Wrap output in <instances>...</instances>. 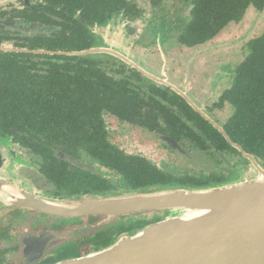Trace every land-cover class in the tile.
Masks as SVG:
<instances>
[{"label": "flooded vegetation", "instance_id": "flooded-vegetation-1", "mask_svg": "<svg viewBox=\"0 0 264 264\" xmlns=\"http://www.w3.org/2000/svg\"><path fill=\"white\" fill-rule=\"evenodd\" d=\"M194 1L125 0L127 7L124 10L108 16L104 25L96 23L90 28V32L99 42L97 46L93 44L87 50L107 49V46H103L106 43L103 33L107 32L111 36L117 30L122 33L123 44H131L130 48L133 51L158 59L159 65L153 66V69H158L159 75L152 74L146 69L145 71L157 79L170 83L167 79L168 74L163 70L167 62H169V70L171 63H176L178 55L186 56L191 50L205 46L192 47L181 42L186 27L192 19ZM53 7L54 4L50 0H0V48L23 50L26 48L16 46L25 44V38L29 40L44 36L49 38L52 32L59 28L53 25L51 20L58 23L66 21L56 17L55 14H68L62 7L55 9ZM75 14L78 16L80 12L76 11ZM165 44L173 45L174 49H167L165 53L163 48ZM29 51L49 52L43 49ZM3 53L27 54L0 51V56ZM30 55L95 56L100 63H112L113 69H122L127 74L133 71L132 81L136 85L128 86L131 92L125 96L127 103L135 106L132 102L133 94H136L139 100L150 97L160 98L154 91L167 90L170 93L168 97H171L166 103L169 111L167 110L163 115L139 102L138 106H142L143 109L140 108L137 114L133 113L132 121H120L104 108L106 104H83L81 99H77L72 107L79 111V117L80 115L86 117L79 119L85 124L79 123L77 127L79 137L76 139L75 149L54 151L53 158L60 163L56 169H42L44 158L34 153L32 139L11 125L3 127L0 119V176H6L9 180L42 196L75 198L83 194L90 196L115 194L123 188L131 187L134 180L144 178L145 170L135 169L137 166L131 164L130 158L139 160L137 162L139 165H148L151 168L156 183L148 189L212 186L236 180L241 172L249 171V161L232 148L218 130L201 115L202 113L223 129L233 113L232 110L231 115L226 119V113L232 108L224 96L231 89L238 68L227 74L224 71L225 76L221 80L228 88L212 94L211 89L204 87L200 91L201 88L190 86L187 82L183 87L170 83L185 94L201 111L200 113L189 105L184 97L166 85L146 77L113 55L106 53L81 56L31 53ZM123 55L135 63L129 58V54ZM206 77L209 80L208 76ZM211 82L208 81L207 84ZM196 89L197 91L194 92ZM189 92H193L200 104L192 96L189 97ZM39 106H43L44 109L51 106H59L63 111L67 109L62 107L65 106L64 104L58 103H39ZM88 106L94 108L89 110ZM91 110H98L96 117ZM112 121L117 123L114 133L109 129ZM211 128L236 153L221 146ZM42 131H50L49 125ZM114 155L128 159L127 165L114 168V161L111 159ZM11 173L14 175V180ZM91 218L77 220L44 218L17 208L0 210V264H56L82 257L88 252L98 251L93 250L91 240L99 229L79 233L97 225L103 219L98 217L95 222H91ZM50 235L58 239L46 243L41 255L27 254L25 242ZM64 235L68 236L60 238ZM69 252H74L76 255L72 258L62 256Z\"/></svg>", "mask_w": 264, "mask_h": 264}, {"label": "trees", "instance_id": "trees-1", "mask_svg": "<svg viewBox=\"0 0 264 264\" xmlns=\"http://www.w3.org/2000/svg\"><path fill=\"white\" fill-rule=\"evenodd\" d=\"M50 2H53L54 9L62 7L67 10L68 14H55L66 21L58 23L51 20V23L59 28L55 29L49 38L45 36L35 40L25 38V44L16 47L29 50L43 49L49 52L87 50L93 44L97 46L99 42L90 32V28L96 23L104 25L108 16L127 7L125 0H50ZM251 8L256 12H264V0H195L192 19L181 42L192 47L205 45L229 24L241 23ZM76 11L80 12L78 16L75 14ZM246 48L247 55L236 71L231 89L224 96L233 113L223 129L233 143L253 155L264 169V31L249 40ZM1 55V122L3 127L11 125L32 139L34 153L44 158L42 169L59 167L60 163L53 158L55 150L75 149L76 139L79 137L77 127L81 123L85 124L79 120L83 116L79 117V111L72 107L77 99L89 105L104 103L106 104L104 108L120 121L130 122L133 113L137 114L140 108L143 109L142 106H138L139 102L165 115L168 110L166 103L171 100L167 90H155L160 98L139 100L138 96L133 94L132 102L135 106H130L125 96L131 92L128 86L136 85L132 81L134 72L127 74L122 69H113L112 63H100L95 56L53 57L7 53ZM39 103L64 104L62 107L67 109L63 111L59 106L44 109ZM88 107L89 110L94 108ZM91 111L96 117L98 110ZM47 125L50 131L43 132ZM211 131L217 135L221 146L236 153L215 130L211 128ZM111 159L114 161V168L127 165L128 159L123 156L114 155ZM130 160L132 165L137 166L135 169L145 170V176L134 180L131 187L127 188L128 191L155 190L148 189L156 183L151 168L148 165L137 164L139 160L132 158ZM202 187L208 186L194 188ZM91 219V222H95L99 218ZM160 219L162 216L156 213L124 220L116 219L111 225L95 232L96 236L91 240L93 250L105 248L120 236L134 234ZM75 255L74 252H69L62 256L72 258Z\"/></svg>", "mask_w": 264, "mask_h": 264}, {"label": "water", "instance_id": "water-1", "mask_svg": "<svg viewBox=\"0 0 264 264\" xmlns=\"http://www.w3.org/2000/svg\"><path fill=\"white\" fill-rule=\"evenodd\" d=\"M0 51L67 56L110 54L146 77L166 85L201 113L175 86L150 75L111 48L80 52L11 48H0ZM201 115L249 161L248 173L241 172L239 178L232 182L202 188H160L134 192L124 188L110 195L62 199L36 194L0 177V210L17 208L44 218L69 220L103 217L97 225L79 233L103 228L116 219L153 213L162 216L159 221L134 234L120 236L104 249L56 264H264V169L253 155L233 143L220 126ZM57 239L50 235L25 242L26 252L39 256L46 243Z\"/></svg>", "mask_w": 264, "mask_h": 264}, {"label": "rangeland", "instance_id": "rangeland-1", "mask_svg": "<svg viewBox=\"0 0 264 264\" xmlns=\"http://www.w3.org/2000/svg\"><path fill=\"white\" fill-rule=\"evenodd\" d=\"M263 31L264 12H256L251 8L246 12L245 17L240 24L236 25L231 23L212 41L205 44V46L199 49L191 50L190 54L186 56L178 55L176 63H171V68L169 70V62H167V66L163 70H165V72L168 74V81L181 87L185 86L187 82L188 84L190 83V86H198V89L201 88L200 91L206 87V89H211V94L213 92L215 93L228 88L227 85H224V81L221 79L225 76V74L234 72L238 68L247 55L246 43L249 40L259 36ZM121 34L122 33L118 32L117 30L114 34L112 33L111 36L108 35L107 32L106 34L103 33L104 39L107 43H104L103 46H107L108 48H111L122 54H129V58L144 70L146 69L152 74L159 75L160 71L158 69H153V66L158 67L159 65L158 59L155 57H150V55L140 54L136 51H133L130 48L132 47L131 44H123V36ZM163 48L165 53H167V49H174L173 45L168 44H165V47ZM220 71L222 73H220ZM206 76H208L209 80H207ZM208 81L212 82L207 84ZM196 91L197 89L194 92ZM191 96L198 101V104H200V101L195 97L193 92H189V97ZM213 99H215V97H213ZM230 112H232V109L226 113V119L231 115ZM109 125V129H111L114 133L117 123L112 121V123ZM178 171L181 172V170ZM11 176L14 180V175L12 173ZM0 177L7 178L6 176L2 175ZM114 222L115 220L107 224L105 227L111 225Z\"/></svg>", "mask_w": 264, "mask_h": 264}]
</instances>
